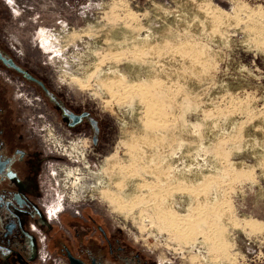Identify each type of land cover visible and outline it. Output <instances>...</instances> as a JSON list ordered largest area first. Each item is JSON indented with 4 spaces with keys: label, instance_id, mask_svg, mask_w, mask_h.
<instances>
[{
    "label": "rangeland",
    "instance_id": "obj_1",
    "mask_svg": "<svg viewBox=\"0 0 264 264\" xmlns=\"http://www.w3.org/2000/svg\"><path fill=\"white\" fill-rule=\"evenodd\" d=\"M0 43L50 90L10 94L35 151L96 154L76 204L86 164L49 169L51 215L89 206L153 264H264V0H0Z\"/></svg>",
    "mask_w": 264,
    "mask_h": 264
},
{
    "label": "flooded vegetation",
    "instance_id": "obj_2",
    "mask_svg": "<svg viewBox=\"0 0 264 264\" xmlns=\"http://www.w3.org/2000/svg\"><path fill=\"white\" fill-rule=\"evenodd\" d=\"M8 50L0 43V264H153L126 243L103 216L90 212L89 206H82V213H65L63 204L59 212L51 215L49 204L53 188L50 186L53 183L47 176L49 169L64 165L81 167L82 164H86L83 170L90 169L96 154L91 151L81 154L72 148L79 154L78 160L83 161L82 164H73L67 155V146L58 139L54 142L52 133L47 136V141L53 147H63L62 154L69 160L63 155L61 159L48 156L51 149L48 145L45 156L35 151L32 137L24 135L17 122L10 94L19 109L29 103L20 100L35 99V93L54 104L47 84L27 63L19 61ZM60 114L64 116L63 111ZM66 116L62 120L70 129L86 124L93 133L91 141L98 146L101 138L94 132L96 126L86 113L71 112ZM50 160L54 164H50ZM56 174L54 170L53 177ZM66 202L69 201H63ZM63 221L64 226L70 224L71 232L66 231Z\"/></svg>",
    "mask_w": 264,
    "mask_h": 264
},
{
    "label": "bare ground",
    "instance_id": "obj_3",
    "mask_svg": "<svg viewBox=\"0 0 264 264\" xmlns=\"http://www.w3.org/2000/svg\"><path fill=\"white\" fill-rule=\"evenodd\" d=\"M69 143L74 144L73 142ZM78 143L79 142L76 144ZM81 173L83 174L82 179H76L74 177V181L70 186L71 192L75 195L76 202H80L82 198L86 197L87 195L93 196L98 194V192L103 188L102 184H104L100 171L93 172L89 169H86L82 170Z\"/></svg>",
    "mask_w": 264,
    "mask_h": 264
}]
</instances>
